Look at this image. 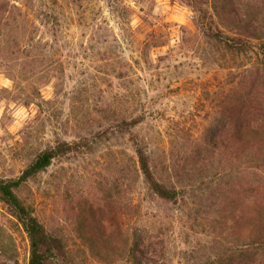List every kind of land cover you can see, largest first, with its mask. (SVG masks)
<instances>
[{
	"label": "rangeland",
	"instance_id": "374dc122",
	"mask_svg": "<svg viewBox=\"0 0 264 264\" xmlns=\"http://www.w3.org/2000/svg\"><path fill=\"white\" fill-rule=\"evenodd\" d=\"M206 13L260 36L230 52L202 31ZM263 44L264 0H0V178L76 148L18 191L73 264L257 262L264 155L236 140L264 114ZM137 144L178 200L150 189ZM29 261L0 201V264Z\"/></svg>",
	"mask_w": 264,
	"mask_h": 264
},
{
	"label": "trees",
	"instance_id": "16d2710c",
	"mask_svg": "<svg viewBox=\"0 0 264 264\" xmlns=\"http://www.w3.org/2000/svg\"><path fill=\"white\" fill-rule=\"evenodd\" d=\"M225 10L230 12V8H226ZM205 15V21L202 23L204 34L216 44L224 46L230 52H248L251 48L252 40L258 39L260 36L261 30L256 26L248 24L246 20L240 19V25L235 27L237 33L230 35L216 25L215 19H210L207 13ZM260 47L264 52V44ZM243 126H240L242 127L240 128V132L243 131L241 133L242 137L236 140V143L240 146V151L247 150L248 152L252 151V154L264 155V114L259 116L257 120L255 119V121L247 123L245 127ZM245 132L254 135L253 142L255 143L240 140L243 138ZM221 143L224 146H228V142L223 141ZM216 144L219 145V141ZM74 149H76L74 146L67 143H63L54 149H47L36 156L19 178H0V201L8 207L11 214L23 226L28 235L30 241L29 264H73L68 256V251L63 240L54 235L46 227L35 214L34 208L19 196L18 191L28 181L37 177L41 172L46 171L56 157L66 155ZM137 152L141 170L150 189L165 201L172 202L178 200L180 195L179 190L175 186H169L158 179L152 168L151 158L146 149L142 145L137 144ZM262 207L263 205H257L256 207L257 218L259 219L256 236L246 245L250 252L255 253V259L261 256L253 264H264V207Z\"/></svg>",
	"mask_w": 264,
	"mask_h": 264
}]
</instances>
